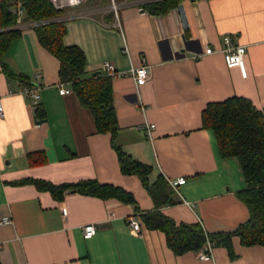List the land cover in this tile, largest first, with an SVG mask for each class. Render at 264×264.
<instances>
[{
	"label": "crops",
	"instance_id": "0c3cea01",
	"mask_svg": "<svg viewBox=\"0 0 264 264\" xmlns=\"http://www.w3.org/2000/svg\"><path fill=\"white\" fill-rule=\"evenodd\" d=\"M114 1L116 15L65 21L62 44L84 53L85 78L102 72L104 63L118 73L149 67L150 80L139 88L130 77L111 81L114 142L151 168L149 184L185 183L177 192L168 184L175 204L156 206L136 176L122 175L110 134L97 132L92 113L68 84L71 92L59 94V62L40 45L34 28L21 30L2 61L37 88L39 101L34 105L21 93L26 85L0 70V218H11L0 225V264H264V248L242 246L237 237L233 260L224 247H213L205 262L198 251L177 256L164 233L147 229L142 220L159 211L176 224H200L209 234L230 233L248 221L249 210L237 197L245 189L239 163L220 155L201 113L209 103L242 97L264 115V0H181L164 13L134 5L136 0ZM92 3L106 7L105 0H94L82 8ZM224 36L246 47V77L226 67ZM207 47L214 52L204 54ZM144 123L154 125L149 134ZM33 153L42 155L32 165ZM26 180H94L131 193L138 210L77 193L54 200L31 183L19 184ZM131 216L140 223L137 233L128 225ZM88 224L96 234L86 240L82 227Z\"/></svg>",
	"mask_w": 264,
	"mask_h": 264
},
{
	"label": "trees",
	"instance_id": "16d2710c",
	"mask_svg": "<svg viewBox=\"0 0 264 264\" xmlns=\"http://www.w3.org/2000/svg\"><path fill=\"white\" fill-rule=\"evenodd\" d=\"M25 11L24 20H43L61 16L48 0H18ZM181 0H156L144 3L141 7L154 13H164ZM10 3L0 1V70L9 79H15L26 86L32 84L22 75H16L3 63L2 57L10 44L18 38L20 31L13 29L15 17L9 11ZM40 45L59 62V78L73 90L80 104L88 109L94 118L96 130L100 134L111 136V145L116 153L120 172L125 176H136L147 190L154 204L173 205V191L163 179L149 184L151 168L128 156L115 144L117 118L113 105L112 80L102 72L85 78L86 59L77 47H65L62 38L66 32L64 22L54 21L35 27ZM35 116L41 120L43 111L35 109ZM202 127L211 129L219 153L222 157L235 158L240 166L245 189L237 197L247 206L249 219L230 233H206L200 224H176L159 211L145 213L142 220L147 229L164 233L168 248L177 256L187 252H196L209 241L213 247H224L230 259L236 255L232 248L234 237L242 246H261L264 248V115L253 104L242 97L229 98L223 102L209 103L201 113ZM28 155L30 164L38 163L36 156ZM31 183L38 190L47 191L54 200H61L66 193L101 200H117L130 204L138 210L133 195L119 187L100 184L94 180L78 183L54 185L39 180H26L19 184Z\"/></svg>",
	"mask_w": 264,
	"mask_h": 264
},
{
	"label": "built area",
	"instance_id": "2783aa9c",
	"mask_svg": "<svg viewBox=\"0 0 264 264\" xmlns=\"http://www.w3.org/2000/svg\"><path fill=\"white\" fill-rule=\"evenodd\" d=\"M48 1L54 10L62 12L61 16L57 18L43 19L36 21L24 20L25 11L22 7L21 2L18 0L12 1L10 3L9 11L15 17V24L13 25V29L19 31L25 29H32L35 27L49 24L54 21L65 22L68 20L93 17L96 15H102L108 11L113 12L116 15V11L118 8V3H116L114 0H109L108 3L104 5L106 7L94 6V7H88L87 9H84L82 7L85 4L92 2L94 0H48ZM153 1L156 0H136L135 2H133V4L138 6ZM222 43H223L222 53L226 67L237 68L241 76L246 77V66L244 61V57L246 54V47L244 45L234 44L229 36L222 37ZM213 52L214 50L211 47H207L204 50V54L206 55H210ZM102 70H103L102 73L106 77H109L111 80L121 77H130L133 80L136 88L145 85L150 80V70L149 67L145 64H142L136 68H131L126 73H118L110 63H104L102 65ZM58 91L59 94L62 96L67 95L71 92L66 87L65 84H59ZM21 93L25 97L31 99L34 105L38 103L39 95L36 87H32V86L23 87ZM3 114H4V110L0 101V117H2ZM141 128L144 129L147 132V134H149L150 131L154 128V125L144 123ZM184 183H185L184 178H180L175 181H168V184L175 192H177L178 187L183 185ZM62 215L63 216L66 215L65 209H62ZM10 223H11V218L9 216H4L0 218V225H8ZM128 225L130 226V229L133 232L137 233L140 231V223L135 216H131L128 219ZM95 234H96V227L94 225L88 224L82 227V237L84 239L86 240L91 239ZM212 250H213V245L209 241H206L202 246V248H200V250L197 252L198 259L202 262L211 260Z\"/></svg>",
	"mask_w": 264,
	"mask_h": 264
},
{
	"label": "rangeland",
	"instance_id": "374dc122",
	"mask_svg": "<svg viewBox=\"0 0 264 264\" xmlns=\"http://www.w3.org/2000/svg\"><path fill=\"white\" fill-rule=\"evenodd\" d=\"M107 3H108V1L105 0V4H107ZM94 6H96V4L92 3L89 7H94Z\"/></svg>",
	"mask_w": 264,
	"mask_h": 264
},
{
	"label": "water",
	"instance_id": "95a60500",
	"mask_svg": "<svg viewBox=\"0 0 264 264\" xmlns=\"http://www.w3.org/2000/svg\"><path fill=\"white\" fill-rule=\"evenodd\" d=\"M100 72H95V73H93V75H97V74H99Z\"/></svg>",
	"mask_w": 264,
	"mask_h": 264
}]
</instances>
